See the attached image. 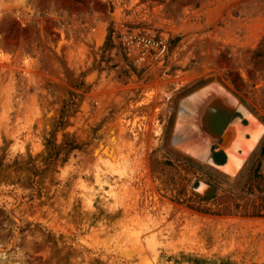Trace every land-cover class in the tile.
Here are the masks:
<instances>
[{
    "label": "rangeland",
    "instance_id": "obj_1",
    "mask_svg": "<svg viewBox=\"0 0 264 264\" xmlns=\"http://www.w3.org/2000/svg\"><path fill=\"white\" fill-rule=\"evenodd\" d=\"M211 83L264 128V0H0V264H264V130L235 174L172 141Z\"/></svg>",
    "mask_w": 264,
    "mask_h": 264
},
{
    "label": "bare ground",
    "instance_id": "obj_2",
    "mask_svg": "<svg viewBox=\"0 0 264 264\" xmlns=\"http://www.w3.org/2000/svg\"><path fill=\"white\" fill-rule=\"evenodd\" d=\"M205 103L213 111H228V116L217 135H213L208 126L203 128L202 122L198 120L197 107ZM177 109L174 133L171 134L173 144L191 157L210 163L229 174L237 172L264 130L235 97L216 83L208 84L186 95ZM241 119H246L247 124L242 125ZM210 147L213 151L225 154L223 163L218 164L211 159ZM199 186L203 191L207 188L203 184Z\"/></svg>",
    "mask_w": 264,
    "mask_h": 264
},
{
    "label": "built area",
    "instance_id": "obj_3",
    "mask_svg": "<svg viewBox=\"0 0 264 264\" xmlns=\"http://www.w3.org/2000/svg\"><path fill=\"white\" fill-rule=\"evenodd\" d=\"M119 40L135 57L136 62L143 61L146 56L162 57L166 50V43L163 39L143 34H122Z\"/></svg>",
    "mask_w": 264,
    "mask_h": 264
},
{
    "label": "water",
    "instance_id": "obj_4",
    "mask_svg": "<svg viewBox=\"0 0 264 264\" xmlns=\"http://www.w3.org/2000/svg\"><path fill=\"white\" fill-rule=\"evenodd\" d=\"M197 109L199 110L198 120L202 122L203 128L208 126V129L211 130V133L213 135H217L228 116V111L225 110L213 111L206 103L203 104L202 106H198ZM205 187H207L209 193L213 191V187L211 186H205Z\"/></svg>",
    "mask_w": 264,
    "mask_h": 264
},
{
    "label": "trees",
    "instance_id": "obj_5",
    "mask_svg": "<svg viewBox=\"0 0 264 264\" xmlns=\"http://www.w3.org/2000/svg\"><path fill=\"white\" fill-rule=\"evenodd\" d=\"M59 123H60V122H59ZM46 144H49V145H50L49 140L46 141ZM50 146H52V145H50ZM62 147H63V148L65 147V148H64L65 151H68V150H70V149H72V148H75L76 145L72 144L71 142H66V143L63 142V146H62ZM62 147H61V148H62ZM51 149H52V148H51ZM57 153H58V152L55 151L54 154L57 155ZM211 157H212L213 161L216 162V163H221V162H222V161H218V159H217L214 155H212Z\"/></svg>",
    "mask_w": 264,
    "mask_h": 264
},
{
    "label": "crops",
    "instance_id": "obj_6",
    "mask_svg": "<svg viewBox=\"0 0 264 264\" xmlns=\"http://www.w3.org/2000/svg\"><path fill=\"white\" fill-rule=\"evenodd\" d=\"M217 153H219V155H222L223 158H221V159H220V158H217V157H216V155H217L216 153H215V154H211L210 157H211L212 155H214V156L218 159V161H222L221 163H223V162L225 161V154L222 153V152H218V151H217ZM211 159H212V157H211ZM212 160H213V159H212ZM218 164H220V163H218Z\"/></svg>",
    "mask_w": 264,
    "mask_h": 264
}]
</instances>
